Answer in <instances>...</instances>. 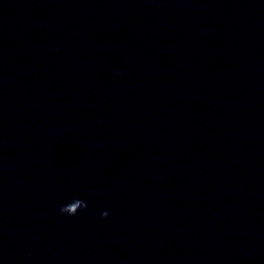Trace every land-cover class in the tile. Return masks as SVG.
I'll return each instance as SVG.
<instances>
[{"label":"clouds","instance_id":"clouds-1","mask_svg":"<svg viewBox=\"0 0 264 264\" xmlns=\"http://www.w3.org/2000/svg\"><path fill=\"white\" fill-rule=\"evenodd\" d=\"M86 201L79 199V198H73L68 203L63 204L59 207V212L62 215L66 216H75L78 212L83 211L87 208ZM109 213L107 211H104L101 213L102 218H107Z\"/></svg>","mask_w":264,"mask_h":264}]
</instances>
